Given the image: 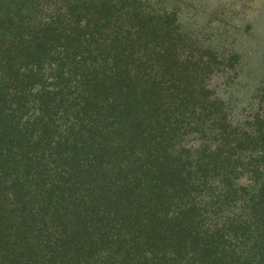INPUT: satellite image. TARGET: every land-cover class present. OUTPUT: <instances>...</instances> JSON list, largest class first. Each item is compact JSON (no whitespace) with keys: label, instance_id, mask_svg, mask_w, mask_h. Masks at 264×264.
Returning a JSON list of instances; mask_svg holds the SVG:
<instances>
[{"label":"trees","instance_id":"16d2710c","mask_svg":"<svg viewBox=\"0 0 264 264\" xmlns=\"http://www.w3.org/2000/svg\"><path fill=\"white\" fill-rule=\"evenodd\" d=\"M220 12L0 0V264H264V86L220 96Z\"/></svg>","mask_w":264,"mask_h":264},{"label":"rangeland","instance_id":"374dc122","mask_svg":"<svg viewBox=\"0 0 264 264\" xmlns=\"http://www.w3.org/2000/svg\"><path fill=\"white\" fill-rule=\"evenodd\" d=\"M198 1L200 8L206 10L205 16L198 17V24L223 11L218 15L226 25L219 30L214 21L210 42L217 48L236 50L242 55L238 77L225 81L227 84L220 81L217 88L222 99L234 104L236 112L244 113L254 102L257 90L264 86V0ZM147 35L141 32L140 41L144 42Z\"/></svg>","mask_w":264,"mask_h":264}]
</instances>
